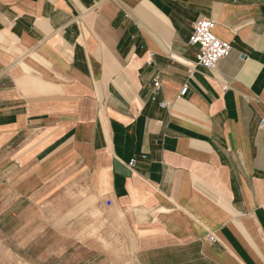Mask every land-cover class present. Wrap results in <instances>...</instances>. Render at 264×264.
I'll use <instances>...</instances> for the list:
<instances>
[{
  "label": "crops",
  "instance_id": "1",
  "mask_svg": "<svg viewBox=\"0 0 264 264\" xmlns=\"http://www.w3.org/2000/svg\"><path fill=\"white\" fill-rule=\"evenodd\" d=\"M261 117L264 0H0V264H264Z\"/></svg>",
  "mask_w": 264,
  "mask_h": 264
},
{
  "label": "built area",
  "instance_id": "2",
  "mask_svg": "<svg viewBox=\"0 0 264 264\" xmlns=\"http://www.w3.org/2000/svg\"><path fill=\"white\" fill-rule=\"evenodd\" d=\"M215 23L209 18H200L194 24L193 34L190 37V44L199 46V53L196 58V66H201L206 69L216 68L218 62L224 59L231 52L234 41H225L220 39L214 33ZM161 86L159 80H155L154 87L158 90ZM188 91V86H184L181 90V95H185ZM161 107H166V103H160ZM258 128L264 132V117L259 118ZM146 159V156H141ZM137 159L132 158L128 162L130 168L136 166Z\"/></svg>",
  "mask_w": 264,
  "mask_h": 264
}]
</instances>
